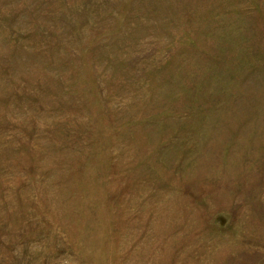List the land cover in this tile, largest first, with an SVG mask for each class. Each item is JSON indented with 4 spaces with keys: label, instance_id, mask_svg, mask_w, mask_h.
<instances>
[{
    "label": "rangeland",
    "instance_id": "1",
    "mask_svg": "<svg viewBox=\"0 0 264 264\" xmlns=\"http://www.w3.org/2000/svg\"><path fill=\"white\" fill-rule=\"evenodd\" d=\"M0 264H264V0H0Z\"/></svg>",
    "mask_w": 264,
    "mask_h": 264
}]
</instances>
